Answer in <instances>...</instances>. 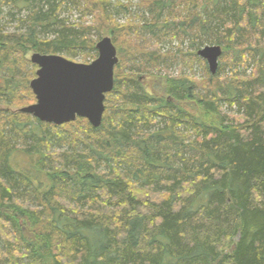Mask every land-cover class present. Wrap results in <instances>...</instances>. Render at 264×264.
I'll list each match as a JSON object with an SVG mask.
<instances>
[{
	"label": "trees",
	"instance_id": "1",
	"mask_svg": "<svg viewBox=\"0 0 264 264\" xmlns=\"http://www.w3.org/2000/svg\"><path fill=\"white\" fill-rule=\"evenodd\" d=\"M22 1L26 31L0 28V105L31 93L27 52L96 50L103 34L61 21L67 0ZM100 1L102 22L116 26ZM142 7L151 19L113 28L119 61L101 126L17 113L0 130V264H264V0ZM162 31L197 54L209 39L224 57L234 50L233 64L250 66L251 55L256 66L225 80L219 68L209 82L167 72L150 91L141 73L177 57L162 53Z\"/></svg>",
	"mask_w": 264,
	"mask_h": 264
},
{
	"label": "rangeland",
	"instance_id": "2",
	"mask_svg": "<svg viewBox=\"0 0 264 264\" xmlns=\"http://www.w3.org/2000/svg\"><path fill=\"white\" fill-rule=\"evenodd\" d=\"M13 1L14 0H8V1L0 0V28H3L6 32L9 33L25 32L26 27L28 25L24 21L27 20L29 16L30 8L25 7L22 0H15L16 3H14ZM89 2H91L90 5L88 4V0L85 2L82 0L79 5H73L69 2V0H67L66 3H64L61 9L59 10V19L61 21L65 20L66 23L71 26L77 27L78 24V26L91 25V26H95L96 28H100V31H103L100 40H102V38L106 36H109L112 38V40H114L115 35H113V30H114L113 28H120L122 25L128 23H133V22L138 23L139 20L135 18L137 14L144 13L146 18L151 19V14L149 10L147 8L142 7V0H110L111 10L114 11L113 13L117 18V22L114 21L116 26H107L108 24L102 22V18H103L102 12L100 13L99 12L100 10L94 9L95 8L94 4H97V2H101V1L89 0ZM120 4H121V8L118 7ZM32 5L34 4L32 3ZM164 20L165 19L163 18V21ZM140 23L143 24L142 21H140ZM162 35H164V41L160 43L162 53L163 54L170 53L172 55H177V57L173 59L172 58L164 59V62L161 65L162 70L152 69V68L147 69L146 71L144 70V72L141 73L142 74L141 77L143 78L142 80L144 81L142 82L143 85L145 86L147 85L150 91L158 92L159 90L156 88V86H161L159 84L158 79L163 78L162 76H164L167 72L172 76H184V77L187 76L194 80L196 79L198 82L211 81V79L214 77L215 74L211 73L207 60L203 59L196 53L195 50L197 46L196 45L193 46L189 38H186L182 45L180 42L181 40H178L177 38L172 36L170 32L162 31ZM40 36L41 38H47L43 32H40ZM91 37L93 40L97 41L99 36L97 34H94ZM213 45L214 44L211 43L208 39L205 41L204 45H201L199 47H201L200 49H202L203 47L213 46ZM34 53L36 52H30V51L27 52V54H25L26 62H23L25 68L29 70L31 73L33 70L35 73L38 70V66L33 64L31 61V57ZM233 53L234 50L229 49L227 56L226 57L221 56V58L219 59V68L222 69L220 71L219 79L225 80L226 78L229 79L235 78L236 76L244 75L246 72L247 74H251L252 73L251 69L253 70L255 68L256 60H254L253 58H252L253 60H251V55H249L250 57H248L247 55L249 62L247 64H251L250 66H242L241 64L238 63L233 64L232 61L234 57ZM96 54H97L96 56L97 58L98 57L97 48L96 50L88 49L85 50V52L78 51V53L76 54L64 52V53H60L59 55L74 62L90 63L96 59V58L93 59V57H95ZM194 54H197V56H195ZM32 66L33 67L35 66V68L32 69ZM247 67H249L248 70ZM22 68H24V66ZM25 68L24 70L25 72H27ZM35 102H36V96L31 89V93L29 92L24 93L21 99L17 101L15 104L12 105L1 104L0 130H2V128H4L5 125L8 123L9 121L8 119L11 115H15L17 113H23L21 112V109L28 107L34 104ZM228 111L229 108L227 106H224L223 112L226 113ZM236 114L237 113L230 112V115H236ZM53 148L55 150L68 149L67 145H64L63 148L62 147L60 148V146H58L57 144H54ZM24 161H25L24 155H22L21 153H17L13 158L14 163L19 165L21 164V166L26 167ZM0 246H2L1 242H0ZM232 246L235 245L233 244ZM231 247L228 246L226 248V251L227 252L232 251L233 247L232 248Z\"/></svg>",
	"mask_w": 264,
	"mask_h": 264
},
{
	"label": "water",
	"instance_id": "3",
	"mask_svg": "<svg viewBox=\"0 0 264 264\" xmlns=\"http://www.w3.org/2000/svg\"><path fill=\"white\" fill-rule=\"evenodd\" d=\"M96 48L98 57L89 64L74 62L58 54L34 53L31 61L38 70L30 87L36 102L21 112L58 126L78 117L87 119L94 128L101 126L106 96L114 89L119 59L109 36L102 38ZM222 54L220 45L206 46L198 51V55L207 60L212 74L217 73Z\"/></svg>",
	"mask_w": 264,
	"mask_h": 264
},
{
	"label": "bare ground",
	"instance_id": "4",
	"mask_svg": "<svg viewBox=\"0 0 264 264\" xmlns=\"http://www.w3.org/2000/svg\"><path fill=\"white\" fill-rule=\"evenodd\" d=\"M63 2V1H62ZM78 25V24H77ZM219 45V44H218ZM204 48V47H203ZM73 50V49H72ZM182 52V51H181ZM224 53V52H223ZM187 77V76H186ZM39 131V130H38ZM57 138V137H56ZM17 154V153H16Z\"/></svg>",
	"mask_w": 264,
	"mask_h": 264
}]
</instances>
